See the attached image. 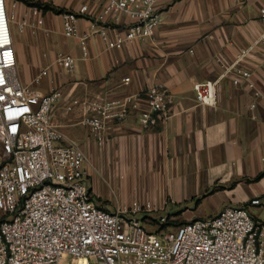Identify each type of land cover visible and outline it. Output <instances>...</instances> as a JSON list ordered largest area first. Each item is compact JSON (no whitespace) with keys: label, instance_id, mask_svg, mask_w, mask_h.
Masks as SVG:
<instances>
[{"label":"crops","instance_id":"1","mask_svg":"<svg viewBox=\"0 0 264 264\" xmlns=\"http://www.w3.org/2000/svg\"><path fill=\"white\" fill-rule=\"evenodd\" d=\"M30 1L64 11L84 3L99 9V0ZM157 8L161 23L153 41L107 48L93 35L87 57L76 39L62 34L60 14L42 11L35 35L26 28L19 44L12 31L18 78L32 84L48 67L33 86L40 94L60 90L52 121L64 137L60 144L75 141L84 152L94 201L114 199L111 208L148 203L145 227L148 215L166 217L172 228L225 206H244L264 224V103L258 99L264 95V0H159ZM8 10L20 19L28 7L8 1ZM78 28L87 31L89 22L79 19ZM57 52L75 58L72 71L54 63ZM233 65L248 76L232 71ZM207 80L217 81L210 105L199 103L193 90ZM151 85L171 95L169 116L155 127L140 126L146 103L139 97L136 108L100 134L84 123L92 112L83 101L136 97ZM255 198L262 203L251 205Z\"/></svg>","mask_w":264,"mask_h":264},{"label":"built area","instance_id":"2","mask_svg":"<svg viewBox=\"0 0 264 264\" xmlns=\"http://www.w3.org/2000/svg\"><path fill=\"white\" fill-rule=\"evenodd\" d=\"M8 1L12 7L16 3L0 0V264H264V224L244 206H225L214 216L172 228L161 217L149 231L142 221L152 211L148 203L123 202L108 210L93 200L84 152L75 141L60 144L64 137L52 121L60 90L40 94L33 86L48 75V67L38 70L32 84H23L17 75L11 24L18 33L28 28L35 35L42 10L30 6L16 19ZM158 1L99 0L97 11L84 3L60 13L61 32L77 40L82 57L88 56L93 35L107 48L153 41L161 23ZM81 18L89 22L87 31L78 28ZM53 61L68 72L75 65V58L63 52ZM231 70L248 76L235 65ZM216 83H195L196 100L213 104ZM138 97L146 103L138 116L142 128L169 116L170 93L151 85L136 97L83 101L92 112L84 123L100 134L136 108ZM258 99L264 103V95ZM262 201L255 198L250 204Z\"/></svg>","mask_w":264,"mask_h":264},{"label":"rangeland","instance_id":"3","mask_svg":"<svg viewBox=\"0 0 264 264\" xmlns=\"http://www.w3.org/2000/svg\"><path fill=\"white\" fill-rule=\"evenodd\" d=\"M11 30L14 32V38H15V41L18 42L19 44L22 42V35H20L18 32H17V28H16V24L15 23H12L11 24ZM117 194V193H116ZM118 197V196H117ZM97 204L99 206H101L102 208L104 209H108V208H111L113 206V203L115 202L114 199H108L106 198L105 196L103 198H98L97 201ZM123 203V202H121ZM126 203V202H125ZM106 206L103 207V206ZM108 207V208H107ZM114 209V208H111V210ZM109 210V209H108ZM146 218L148 219V221L146 222V229H148L149 231H155V223L158 222V220L161 218L154 214H152L151 216L148 215L146 216ZM0 219H1V216H0Z\"/></svg>","mask_w":264,"mask_h":264},{"label":"trees","instance_id":"4","mask_svg":"<svg viewBox=\"0 0 264 264\" xmlns=\"http://www.w3.org/2000/svg\"><path fill=\"white\" fill-rule=\"evenodd\" d=\"M16 1L22 2L27 7L35 6L39 9H41L43 12L46 10H49V11H52L56 14H60L64 11L63 9L55 8V7L47 5V4H42L38 1H30V0H16Z\"/></svg>","mask_w":264,"mask_h":264},{"label":"bare ground","instance_id":"5","mask_svg":"<svg viewBox=\"0 0 264 264\" xmlns=\"http://www.w3.org/2000/svg\"><path fill=\"white\" fill-rule=\"evenodd\" d=\"M78 264H83V262L82 261H79Z\"/></svg>","mask_w":264,"mask_h":264}]
</instances>
